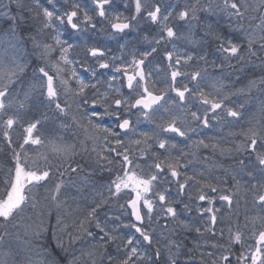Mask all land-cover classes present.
Returning a JSON list of instances; mask_svg holds the SVG:
<instances>
[{"label": "snow or ice", "instance_id": "obj_1", "mask_svg": "<svg viewBox=\"0 0 264 264\" xmlns=\"http://www.w3.org/2000/svg\"><path fill=\"white\" fill-rule=\"evenodd\" d=\"M47 5L42 0H4L0 10V17L11 22L13 34L25 21L21 10L30 14L36 32L27 38L39 61L26 88L23 78L28 62L14 60L10 66L0 62V143L6 142L0 151L5 156L10 153L7 166L0 169V245L11 235L9 227H15L31 209L33 215L27 218L32 223L25 225L26 235L35 239L46 233L55 213L57 245L63 248V235L68 234L70 245L80 241L98 246L104 250L101 264H156L161 249L157 246L152 252L154 225L161 235L169 233V264H177L180 255L181 244L171 238L176 226L211 237L213 251L201 252L200 264H264V100L258 120L246 118L244 111L254 99L253 89L264 95V75L235 90L225 91L222 81H214L212 91L204 90L211 76L209 66L215 70L227 65L242 72L243 65L252 64L264 72V0L258 5L250 0L208 4L207 10L223 13L234 22L233 31L241 34L237 42L206 26L205 36L216 41L219 64L209 61L206 52L181 51L176 43L183 37L175 21L190 25L197 20V14L206 10L202 0H185L182 7L165 5L162 0H63V5L47 0ZM142 21L155 26L154 35L141 37L148 46L122 44L120 56L109 55L98 45L62 38L68 30L82 35L110 29V38L119 40L139 31ZM78 48L84 50V57L70 55ZM254 58L260 60L259 65ZM178 77L186 79L178 81ZM17 85L24 100L19 99ZM239 96L243 102L232 99ZM34 98H40L57 119L70 118L83 139L71 142L45 135L48 112L26 120ZM106 117L114 127L104 125ZM145 122L154 125L152 132H138L139 124ZM224 125L240 129L229 132L240 138L239 143L231 141L234 147L225 148L213 137L198 139L194 146L236 153L237 166L225 173L231 176V186L226 178L186 171L185 157L190 153L179 148L193 140L190 133L199 135ZM60 127H68V120L61 121ZM14 129L20 132L15 141ZM133 144L140 146L138 151ZM96 171L109 174L107 184L92 192V204L82 215H73L69 223L64 213L68 186L86 185ZM241 187L251 193L256 209L252 216L245 212L243 224L239 222ZM113 206L116 210L105 213L101 223L99 210ZM161 219L173 226L160 225ZM92 225L101 234L99 239L90 230ZM109 246L115 248L114 255L107 253ZM28 264L42 262L29 259Z\"/></svg>", "mask_w": 264, "mask_h": 264}, {"label": "trees", "instance_id": "obj_2", "mask_svg": "<svg viewBox=\"0 0 264 264\" xmlns=\"http://www.w3.org/2000/svg\"><path fill=\"white\" fill-rule=\"evenodd\" d=\"M87 3V0H84ZM165 5H179L183 6L185 0H162ZM205 4V11L199 12L198 19L191 21V24H186L183 21H175L176 24L180 26V34L182 39L178 40L177 46L181 51H188L194 54L208 53L209 61L215 60L217 64L220 63L219 53L216 51V41L211 40L205 36V29L207 25H211L213 29L218 31L222 36L229 39L240 41L241 34L239 32L233 31L235 24L233 21L229 20L227 16L219 11H210L207 10L209 3H215V0H202ZM42 3L47 5V0H42ZM250 3L257 4L259 0H250ZM4 0H0V10L3 9ZM59 5H63V0H58ZM50 7V6H49ZM121 10L123 11V6L120 5ZM15 11V9H13ZM23 16L25 17L24 23L18 28L17 33L13 34L10 25L11 22L0 17V62L5 65H11L12 61H19L23 63L25 61L29 64V70L23 78V83L25 88L28 85V82L32 76V68H35L39 63L36 55L34 54V49L32 42L28 40L29 34H35L36 32V22L31 19L30 14L21 10ZM261 13H252V15H260ZM247 24V22H245ZM255 24H259V20L254 21ZM232 25V28L229 25ZM110 31L108 29L105 32L99 30L90 31L80 34H72L71 30H68L64 33L65 39H68L72 43L76 44H87V45H98L108 50L109 55L120 56V45L127 44L129 48L135 47H147V41L141 40V37L148 35L149 33L155 34V26L150 27L146 22H141L139 31L130 32L127 36L120 38L119 40L112 39L107 34ZM151 39V36L149 37ZM258 48V46H257ZM70 55H75L78 58L85 56V52L82 48L74 50ZM261 55H264L262 53ZM255 59V58H254ZM183 64V61L181 62ZM194 63V61L189 62V64ZM203 64V62H200ZM233 64H236V61H232ZM260 60L255 59V65H259ZM241 65H237L240 67ZM244 71L236 72L232 68H229L227 65L223 69L217 68L213 69L211 66L208 67V72L211 73V76L208 80L205 81V92L212 91V83L214 81H222L225 85V91L231 89L235 90L236 88L244 87L248 84L250 80H258L264 72H262L259 66H253L252 64L243 65ZM87 74H85L86 76ZM186 77H178L177 80H184ZM115 83V82H114ZM17 91H21L19 97L20 100H24L22 90L17 85ZM102 89L106 88V85H98ZM174 95V94H173ZM251 95L254 97L251 101L247 102L245 105L246 118H255L259 119V107L260 101L264 100V95H261L256 89H253ZM234 101H244L243 96L232 97ZM30 106L26 111V120H32L33 118H41V115L44 112H48L50 119L45 121L44 134L49 135L53 134L55 136H62L65 140L75 142L77 139H83L82 135L78 136V130L73 124L70 118L60 117L57 119L48 111L43 103H41L40 98H34L29 102ZM67 119L68 127L61 128V121ZM105 126H115L112 119L105 118L103 121ZM26 126V125H25ZM154 130V125L148 123H141L138 126V132H152ZM239 132V127H229L224 125L222 127H217L214 129H206L203 132H200L199 135L196 133H190L193 140L185 144H180L179 148L183 149L184 152L190 153L188 157H185L188 160V168L186 171L189 173H203L209 178L221 177L226 178L229 186L232 184L231 176L225 177L226 171L230 172L234 167L237 166V155L236 153H224L221 154L219 149L213 151L212 148H203L202 146L197 148L195 147V141L198 139H207V137H213L216 141H219L223 147H234L231 141L235 140L236 143L240 142V138L229 136V132ZM20 136L18 130L13 131V140H17ZM5 143H0V149L5 148ZM89 147L91 143L89 142ZM27 147V146H26ZM35 147V146H33ZM133 149L139 150V145H131ZM99 150V149H98ZM175 154V153H174ZM8 156H5L3 151H0V169L5 168L8 164ZM95 154L93 153V158ZM79 159V157H77ZM84 161L81 160V164ZM86 171H88L86 169ZM74 175V174H73ZM107 172L96 171L91 176L89 182L86 185L77 184L76 186L69 185L64 200L66 205L64 208L65 218L71 223L73 215H82V211L87 206L92 204L91 194L96 188H100L103 185L107 184ZM247 177L244 178L247 181ZM194 191V189H193ZM172 194H175V189H172ZM245 197H247V206L245 207ZM238 198L240 199V208H239V222L243 224L245 212L247 211L249 216L256 214V209L251 203V193H248L244 187H241ZM179 207V206H178ZM79 209V211H78ZM115 206L110 210L108 207H105L99 210V219L103 223L106 220L105 213L111 215V211H115ZM71 214V215H69ZM32 210L29 209L23 220H18L16 226H10L8 231L11 233L10 236L5 238V243L0 245V264L6 262V264H28L29 259L33 262L41 261L42 264H72L75 261V264H101V254L104 252L103 249H99L98 246L89 245L87 242L77 241L75 243L69 244V235H63V248L57 245V240L53 235V229L55 227V213L50 217L48 221V231L43 233L40 237L33 239L30 235H26L25 225L32 223V220H29L27 217L32 216ZM192 216H195V213H192ZM235 218V217H233ZM34 219V217H33ZM181 219H188V217L182 216ZM160 225H170L168 220L161 219L159 222ZM157 228V231L154 233L156 238V243L152 246V252L155 248L159 246L161 249V256L156 261V264H169L168 257V240L166 237L169 236L168 232H165L161 235L160 228L157 225H154ZM177 232L171 235L172 239L177 240L181 244L180 255L176 257L177 264H200L201 252L213 251L209 247L211 243V237L198 236L194 231L188 232L181 230L178 226ZM92 232L96 233V239H99L101 235L99 231L95 228L94 225L90 229ZM30 241V243H29ZM199 242V245L197 244ZM239 246L237 245V248ZM107 253L115 254V248L109 246L107 248ZM175 251V249H173ZM91 253V254H90ZM152 253H150L151 255ZM153 259H156L153 256ZM105 264L107 262L105 261Z\"/></svg>", "mask_w": 264, "mask_h": 264}]
</instances>
